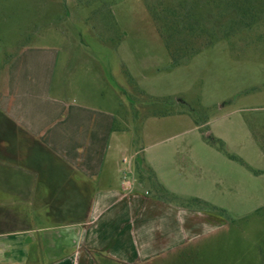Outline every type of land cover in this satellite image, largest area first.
Returning <instances> with one entry per match:
<instances>
[{"label": "rangeland", "instance_id": "1", "mask_svg": "<svg viewBox=\"0 0 264 264\" xmlns=\"http://www.w3.org/2000/svg\"><path fill=\"white\" fill-rule=\"evenodd\" d=\"M183 13L213 36L193 55L166 45ZM20 62L117 112L132 189L225 223L164 264H264V0H0V97Z\"/></svg>", "mask_w": 264, "mask_h": 264}, {"label": "crops", "instance_id": "2", "mask_svg": "<svg viewBox=\"0 0 264 264\" xmlns=\"http://www.w3.org/2000/svg\"><path fill=\"white\" fill-rule=\"evenodd\" d=\"M29 64L0 97V264H164L225 224L132 189L117 112L21 84Z\"/></svg>", "mask_w": 264, "mask_h": 264}, {"label": "trees", "instance_id": "3", "mask_svg": "<svg viewBox=\"0 0 264 264\" xmlns=\"http://www.w3.org/2000/svg\"><path fill=\"white\" fill-rule=\"evenodd\" d=\"M233 5H237V3H234ZM170 24L176 26L178 31L172 33L173 35L165 37L168 42L166 45L169 47L170 45H175V43H181V45L184 46V48H182L183 54L190 53L188 50L192 49L193 51L190 55H193L198 52V48H195V46L207 44L212 41L213 36L209 35L208 37V35L204 34V31L199 28L197 21L189 18L188 13H183L180 16L173 14ZM180 30L182 32H180ZM171 48L172 49L169 52L174 59V55L179 52H176L175 46Z\"/></svg>", "mask_w": 264, "mask_h": 264}, {"label": "built area", "instance_id": "4", "mask_svg": "<svg viewBox=\"0 0 264 264\" xmlns=\"http://www.w3.org/2000/svg\"><path fill=\"white\" fill-rule=\"evenodd\" d=\"M125 162H126V159L123 160V163H125ZM123 183L126 184L127 187L131 186V182L126 175H124V177H123Z\"/></svg>", "mask_w": 264, "mask_h": 264}]
</instances>
